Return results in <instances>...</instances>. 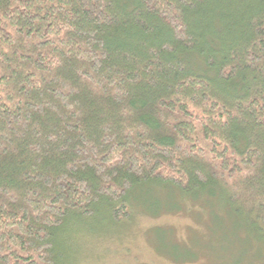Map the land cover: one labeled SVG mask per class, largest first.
<instances>
[{
    "label": "trees",
    "instance_id": "trees-1",
    "mask_svg": "<svg viewBox=\"0 0 264 264\" xmlns=\"http://www.w3.org/2000/svg\"><path fill=\"white\" fill-rule=\"evenodd\" d=\"M147 184L264 243V0H0V264Z\"/></svg>",
    "mask_w": 264,
    "mask_h": 264
},
{
    "label": "rangeland",
    "instance_id": "rangeland-1",
    "mask_svg": "<svg viewBox=\"0 0 264 264\" xmlns=\"http://www.w3.org/2000/svg\"><path fill=\"white\" fill-rule=\"evenodd\" d=\"M213 196L200 194L181 202L172 187L140 186L131 196L135 201L128 218L112 223L96 214L76 221L63 243L65 259L63 255L64 260H58L60 264H264V243L246 237L245 229L234 225L232 214L218 207Z\"/></svg>",
    "mask_w": 264,
    "mask_h": 264
},
{
    "label": "bare ground",
    "instance_id": "bare-ground-1",
    "mask_svg": "<svg viewBox=\"0 0 264 264\" xmlns=\"http://www.w3.org/2000/svg\"><path fill=\"white\" fill-rule=\"evenodd\" d=\"M175 204V203H174Z\"/></svg>",
    "mask_w": 264,
    "mask_h": 264
}]
</instances>
